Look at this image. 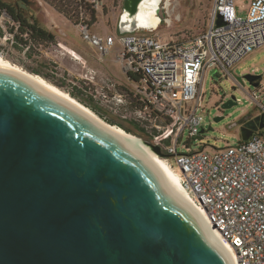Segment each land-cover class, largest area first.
<instances>
[{"label":"water","instance_id":"1","mask_svg":"<svg viewBox=\"0 0 264 264\" xmlns=\"http://www.w3.org/2000/svg\"><path fill=\"white\" fill-rule=\"evenodd\" d=\"M162 2L124 0L118 33L157 32ZM256 129L242 128L243 141ZM0 264L233 262L143 149L0 68Z\"/></svg>","mask_w":264,"mask_h":264},{"label":"built area","instance_id":"2","mask_svg":"<svg viewBox=\"0 0 264 264\" xmlns=\"http://www.w3.org/2000/svg\"><path fill=\"white\" fill-rule=\"evenodd\" d=\"M250 1L243 19L235 0H214L207 31L186 42L163 39L158 31L102 37L83 17L77 26L102 57L121 46L117 60L132 84L104 77L100 100L110 113L155 135L153 143L174 157L192 205L228 245L233 264H264V132L215 153L183 154L178 145L186 131L189 142L205 131L199 112L206 72L215 67L231 75L264 48V0ZM92 3L96 10L101 6L100 0ZM96 75L90 72L86 80L94 83Z\"/></svg>","mask_w":264,"mask_h":264},{"label":"rangeland","instance_id":"3","mask_svg":"<svg viewBox=\"0 0 264 264\" xmlns=\"http://www.w3.org/2000/svg\"><path fill=\"white\" fill-rule=\"evenodd\" d=\"M31 1L33 9L30 10V13L35 15L43 25L52 30L61 31L60 36L75 46L84 47L90 52L94 49L82 39L78 27L73 25L50 5L43 0ZM93 1L94 0H90V2ZM100 1L101 6L97 12L108 14L117 7V19L115 16L109 21L108 18L105 19L100 17L96 23L91 24L90 32L102 37H107L109 34L114 33L118 27V16L122 13L124 0ZM213 2L214 0H175L173 6L177 14L176 24L172 26L170 23L165 22L166 25H163L158 30V34L166 40L173 39L179 42H186L205 33L208 29ZM250 3V0H235L238 15L243 19H246L248 15ZM6 21L7 17H0V27L5 31V35L2 38L5 47V56L10 58L12 64L22 69H24L22 67L24 65H35V62L27 57V49L18 50L13 47L10 42H7L9 33L7 32ZM55 25H57L58 28H54ZM116 32L117 35H120L118 33V28ZM117 48L118 46L115 45V47L111 49V52L105 57H102L97 51L98 55L96 53L95 57L101 60L102 63L100 62V64L103 68L106 70L110 68L117 78L112 75L108 77L126 85H130L132 83L128 80L126 73L116 62ZM58 50L66 53L63 63L61 64V73L63 74L66 72L69 75L67 78L71 81H85L89 87V93L93 95L94 99L99 103V106L110 116L121 118L118 115L110 113L105 107V104L100 100L99 92H101L100 88L102 87L101 80L105 76H101L99 73L95 72L97 74L96 81L94 83L87 81L86 76L94 71H92L88 62L84 64L83 60L80 59V55L75 50L62 43L60 46L42 50L41 53L47 61L58 66L60 64L55 63V61H62H60L58 57H54L50 54V52H54L58 55L60 53ZM65 50H67L68 53ZM66 68H68L70 72L66 71ZM230 73L231 75L227 76L223 70L215 67L206 72L203 84V98L201 100V109L199 112L206 119L205 131L200 134V137H196L190 142L188 141L189 133L186 131L184 137L181 139V143L178 145L179 153L189 154L199 151L215 153L220 149L237 146L242 139L241 121L247 117L257 118L264 116V48L248 56L234 67ZM247 74L263 76V78L258 85H252L248 80L246 81L244 77ZM254 95H256V98H254ZM229 102H231L233 106L224 109L223 106ZM217 118H222V120L217 122ZM136 137L153 143V140L148 136L142 135L141 137ZM186 145H188V147H186ZM168 160L173 170H175L178 175L182 176L175 163L174 157H170Z\"/></svg>","mask_w":264,"mask_h":264},{"label":"trees","instance_id":"4","mask_svg":"<svg viewBox=\"0 0 264 264\" xmlns=\"http://www.w3.org/2000/svg\"><path fill=\"white\" fill-rule=\"evenodd\" d=\"M43 1L55 9L59 14L67 18L75 26L80 24L82 17L89 27H91V24L97 22V10L90 1ZM31 9H33L31 0H0V17L4 15L7 16V32L13 35V39H9L7 42H10L12 46L18 50L27 49V57L35 62L33 66H22L24 70L34 76L42 77L49 83L67 92L74 99L91 109L108 124L117 126L129 134L139 137L145 135L153 140L155 135H150L137 123L110 116L99 106V103H97L93 95L89 93V87L85 81H71L67 78L69 75L66 72L62 74L58 66L45 59L41 51L59 46V37L63 40H65V38L60 35L58 36L55 31L43 25L35 15L30 13ZM4 35L5 31L0 27V54L5 56V47L2 42ZM5 58L11 61L9 57L5 56ZM129 76L132 80L136 81L138 79L135 76ZM247 119H249V117L243 119L241 122H245ZM249 123L254 127L264 125V116L257 117ZM263 132L264 130H261L255 134H262ZM252 135L254 134L252 133ZM242 141L243 139L240 140V142ZM154 144L156 145V143Z\"/></svg>","mask_w":264,"mask_h":264},{"label":"bare ground","instance_id":"5","mask_svg":"<svg viewBox=\"0 0 264 264\" xmlns=\"http://www.w3.org/2000/svg\"><path fill=\"white\" fill-rule=\"evenodd\" d=\"M144 6H146V0H144ZM145 12H146L145 7L140 8L139 11L137 12L136 18H138L142 22L144 20L143 15L145 14ZM152 20L153 21L155 20V22H158L159 19L157 16H155L154 19H152ZM65 51L68 53L67 50H65ZM0 68L9 69L12 71H16L22 75H25L26 77L32 79L33 81H35L36 83L41 85L43 88L48 90L50 93H52V94L58 96L59 98L69 102L70 104L76 106L77 108H79L81 111L86 113L88 116H90L91 118L96 120L101 125L107 127L108 129L114 131L115 133L126 138L131 143H133L136 146L143 149L145 151V153L147 154V156L152 160V162L163 172V174L165 175L166 179L168 180L170 187L173 190V192L199 214V216L201 217V219L203 220L204 224L206 225V227L208 228L210 233L213 235V237L228 252V250H227L228 245L222 241V239L220 238V235L212 228V226L206 222L204 216H202V214H200V212L194 208V206L192 205V202L190 200L189 194L187 193V191L184 189V187L181 184L180 176L173 170V168L170 166V164L166 160H164L161 156L158 155V153L156 152V150L153 147V145H155V144L152 145L150 142H147V141L142 140V139H140V138H138L132 134H129L117 126H112V125L108 124L107 122L102 120L96 113H94L91 109L84 106L82 103H80L76 99H74L67 92H65V91L61 90L60 88H58L57 86L49 83L48 81H46L42 77L34 76L31 73L27 72L26 70L12 64L9 60L4 58V56L2 54H0ZM228 254L230 255L229 252H228Z\"/></svg>","mask_w":264,"mask_h":264},{"label":"crops","instance_id":"6","mask_svg":"<svg viewBox=\"0 0 264 264\" xmlns=\"http://www.w3.org/2000/svg\"><path fill=\"white\" fill-rule=\"evenodd\" d=\"M87 1H90V0H87ZM116 11H117V7L116 8H114L113 10H112V12H109L108 14H105L104 12H102V13H99V11L97 12V21H98V18H100V17H103V18H108L109 19V21L111 20V18H114L115 16H116V19H117V14H116ZM121 13V12H120ZM119 16H120V14H119ZM119 16H118V19H119ZM49 28V27H48ZM54 28H58L57 27V25H55L54 26ZM118 28V27H117ZM117 28H116V31H117ZM50 30H52L51 28H49ZM52 31H55L57 34H58V36L60 35V32L61 31H56V30H52ZM116 31H114V33H112V34H109V35H115V34H117V32ZM116 32V33H115ZM95 35H98V34H95ZM108 35V36H109ZM100 36V35H99ZM67 44H66V43ZM65 44V45H67L68 47H70V48H72L73 50H75L79 55H80V59H82L83 60V62H84V64H86L87 62L89 63V65H90V67H91V69H92V71H94V72H97V73H99L101 76H105V77H108V76H110V75H112V76H114L115 78H117L116 76H115V74H114V72L110 69V68H107V70L105 69V68H103L102 66H101V64H100V62H101V60L99 59V58H96L95 57V54L97 53V55H98V52H97V50L94 48V49H92V51L90 52V51H87V49L86 48H84V47H79V46H75V45H73V44H71L70 42H68V41H64L62 38H60L59 37V46H60V44ZM89 44V43H88ZM90 45V44H89ZM116 45L118 46V48H117V56L119 55V53L121 52V46L119 45V43H116ZM91 46V45H90ZM48 52H50V51H48ZM58 52H60L58 55L57 54H55L54 52H50V54H52V56H54V57H58L59 58V60L60 61H62V62H57V61H55V63H59L60 65H58V69L60 70L61 69V67H62V63H63V59H64V56L66 55V53H64L63 51H59L58 50ZM47 55H48V53H47ZM116 62L121 66V64L118 62V60H117V58H116ZM102 63V62H101ZM60 66V67H59ZM64 69V68H63ZM123 69V68H122ZM62 70V69H61ZM66 71H69V69L68 68H66L65 69ZM70 72V71H69ZM127 76V75H126ZM115 80V79H114ZM118 80V79H117ZM118 82V81H117ZM120 84H123V85H126V84H124V83H121V82H119Z\"/></svg>","mask_w":264,"mask_h":264},{"label":"flooded vegetation","instance_id":"7","mask_svg":"<svg viewBox=\"0 0 264 264\" xmlns=\"http://www.w3.org/2000/svg\"><path fill=\"white\" fill-rule=\"evenodd\" d=\"M166 1L167 0H163V2L161 4L160 16L164 19L163 25H166V23H170L172 26H174L176 24L175 21H176V18H177V14H176L175 8L173 6L174 5L173 2L175 0H168L167 5H165ZM262 78H263V76H261L260 78L254 80L251 84L252 85H255V84L258 85ZM254 119L255 118L250 117L245 122H241L242 123V128H248V127L254 128L253 125L249 124V122H251ZM261 130H264V128H261L260 126H257V129L253 131V134L258 133Z\"/></svg>","mask_w":264,"mask_h":264}]
</instances>
